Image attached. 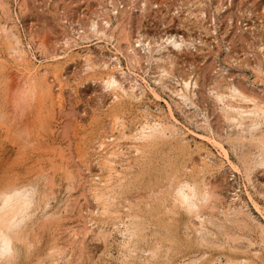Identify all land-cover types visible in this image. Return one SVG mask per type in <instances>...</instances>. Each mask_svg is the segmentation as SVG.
Segmentation results:
<instances>
[{
  "label": "rangeland",
  "instance_id": "obj_1",
  "mask_svg": "<svg viewBox=\"0 0 264 264\" xmlns=\"http://www.w3.org/2000/svg\"><path fill=\"white\" fill-rule=\"evenodd\" d=\"M258 106L264 0H0V204L30 199L4 264H264Z\"/></svg>",
  "mask_w": 264,
  "mask_h": 264
},
{
  "label": "bare ground",
  "instance_id": "obj_2",
  "mask_svg": "<svg viewBox=\"0 0 264 264\" xmlns=\"http://www.w3.org/2000/svg\"><path fill=\"white\" fill-rule=\"evenodd\" d=\"M6 29L4 28V31H7ZM13 49H14V47H13ZM103 80H104L105 87H107V88L116 89L119 86V83H118L116 77L114 76L113 72L112 73H108L104 77ZM229 95L236 102H244V101H249V100L251 101L252 100L250 97H248L247 95H245L243 92H241L240 90L235 89V88L230 89ZM254 111L264 113V107H259L258 106V107H256L254 109ZM152 127L150 126V129ZM142 130H143V126H142ZM165 135H166V131L165 130L158 129V126L153 127V129H152L151 132H147V133H144V131L141 132V136H142L144 142H147V143L153 142V141H155V140H157L160 137H163ZM137 137H134V139H136ZM213 143H216V146L222 148L221 147L222 145L218 144L216 141H213ZM117 150L118 149H114L113 148V149H111L109 151H106V156L104 157V159L106 161V164L111 165V164L114 163V159L113 158L117 157ZM135 150L138 151V148L135 147ZM221 150L224 151V155H226L225 149H221ZM230 164H234V163L231 162ZM234 166H235V164H234ZM238 169H239V167H238ZM206 190H204V189L202 190L199 187L198 183L197 182H194V181L184 180V181L177 182L176 185H175V187H174V190H173V192H174V194H173L174 203L178 207H181V208L185 209L187 212H190V213L195 212V210L198 209V207H199V202L202 199H204L205 196H207L208 193H207ZM94 199H95V201L100 200L101 199V196L100 195H96ZM29 203H30V199H27L26 198V195L24 196L23 199L20 200V197L16 193H13V194L4 193L3 194L2 201H1V204H0V247H2L6 241L7 242H10L11 247H12L13 237L18 232L16 230V228L18 226L17 227H14L15 224H16V219H17L16 217L19 216L20 213L23 214L22 211L25 208L27 209V207L30 205ZM254 205H255V207L257 206L256 203H254ZM98 208H99L98 209L99 211L100 210H103L104 211V210L108 209L107 203L106 202H100ZM256 210H258V209L256 208ZM197 216H199V215H197ZM19 221H20V219H19ZM110 234H111V229L110 228H108L106 226H103V225H98V224L96 225V237H97L96 239H102L104 242L106 241L105 243H107V238H108V236ZM105 248H106V246H105ZM9 259H11V258H9Z\"/></svg>",
  "mask_w": 264,
  "mask_h": 264
},
{
  "label": "clouds",
  "instance_id": "obj_3",
  "mask_svg": "<svg viewBox=\"0 0 264 264\" xmlns=\"http://www.w3.org/2000/svg\"><path fill=\"white\" fill-rule=\"evenodd\" d=\"M13 249L10 242H5L2 247H0V264H4V260L12 257Z\"/></svg>",
  "mask_w": 264,
  "mask_h": 264
}]
</instances>
